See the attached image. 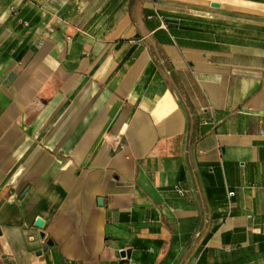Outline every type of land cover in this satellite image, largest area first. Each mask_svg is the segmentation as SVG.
<instances>
[{
	"label": "crops",
	"instance_id": "crops-1",
	"mask_svg": "<svg viewBox=\"0 0 264 264\" xmlns=\"http://www.w3.org/2000/svg\"><path fill=\"white\" fill-rule=\"evenodd\" d=\"M0 264H264V0H0Z\"/></svg>",
	"mask_w": 264,
	"mask_h": 264
},
{
	"label": "water",
	"instance_id": "water-1",
	"mask_svg": "<svg viewBox=\"0 0 264 264\" xmlns=\"http://www.w3.org/2000/svg\"><path fill=\"white\" fill-rule=\"evenodd\" d=\"M42 224H43V219L42 218H40V217H37L36 219H35V221H34V225L36 226V227H39V228H41L42 227ZM40 237H44V232L43 231H40ZM47 244H51V241L50 240H47V243H46V245Z\"/></svg>",
	"mask_w": 264,
	"mask_h": 264
}]
</instances>
